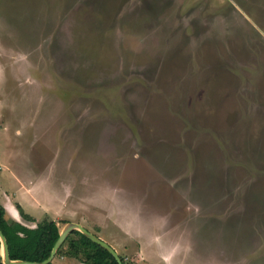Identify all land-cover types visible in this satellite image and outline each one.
<instances>
[{"label":"rangeland","instance_id":"1","mask_svg":"<svg viewBox=\"0 0 264 264\" xmlns=\"http://www.w3.org/2000/svg\"><path fill=\"white\" fill-rule=\"evenodd\" d=\"M14 170L128 264H264V0H0L10 220Z\"/></svg>","mask_w":264,"mask_h":264},{"label":"trees","instance_id":"2","mask_svg":"<svg viewBox=\"0 0 264 264\" xmlns=\"http://www.w3.org/2000/svg\"><path fill=\"white\" fill-rule=\"evenodd\" d=\"M7 208L0 200V229L7 237L10 256L13 260L43 261L47 259L60 237L61 229L57 221L44 219L36 226H30L18 219L10 220L7 217ZM22 216L34 222L35 218L21 209ZM58 255L74 256L87 264H119L112 252L100 243L92 240L82 231L75 229L68 235L59 248ZM124 264L126 258L121 255ZM0 264H9L4 261L2 240L0 239ZM49 264H54L51 261Z\"/></svg>","mask_w":264,"mask_h":264},{"label":"water","instance_id":"3","mask_svg":"<svg viewBox=\"0 0 264 264\" xmlns=\"http://www.w3.org/2000/svg\"><path fill=\"white\" fill-rule=\"evenodd\" d=\"M75 229L82 231L87 236H89L92 240L108 248L112 252V254L116 257L119 264H124L123 258L121 257L119 252L110 243H108L107 241H104L100 236H98L97 234L89 230L86 226L78 222L70 223L63 230H61L60 237L57 240L52 250L51 255L43 261H30V260H24V259L13 260L10 256V247H9L7 237L4 234V232L0 229V239L2 240V253H3L4 261L9 264H49L56 257L59 248L64 243L68 235L71 234Z\"/></svg>","mask_w":264,"mask_h":264},{"label":"crops","instance_id":"4","mask_svg":"<svg viewBox=\"0 0 264 264\" xmlns=\"http://www.w3.org/2000/svg\"><path fill=\"white\" fill-rule=\"evenodd\" d=\"M5 129H6V131H7V135H9L8 136V138H9V145L10 146H12V142H13V140H15V138H16V135H20L21 134V128H19V127H17V129H16V131H15V133L13 134L11 131H10V128L9 127H5ZM17 176H19V172H17V171H15L14 170V173H13V178H14V181L16 180L17 182H18V184H17V186L15 187V189L14 190H12V195L11 194H8L7 193V195H6V197L5 198H8L7 200L9 201V203L10 204H12V206L14 207V208H16V211H15V216H13V218H16V219H18V220H21V199H20V195H21V193L23 192L24 194H26V191L28 190L27 189V187L24 185V188H26V189H23L22 191H21V179H18V177ZM22 193V194H23ZM27 195V194H26ZM39 201V200H38ZM16 204H18L19 205V207H17V205ZM8 211V210H7ZM18 213V214H17ZM28 213V212H27ZM29 214V213H28ZM24 219V218H23ZM27 220V219H26ZM64 257V256H63Z\"/></svg>","mask_w":264,"mask_h":264},{"label":"bare ground","instance_id":"5","mask_svg":"<svg viewBox=\"0 0 264 264\" xmlns=\"http://www.w3.org/2000/svg\"><path fill=\"white\" fill-rule=\"evenodd\" d=\"M18 214V213H17ZM21 218V217H20Z\"/></svg>","mask_w":264,"mask_h":264}]
</instances>
